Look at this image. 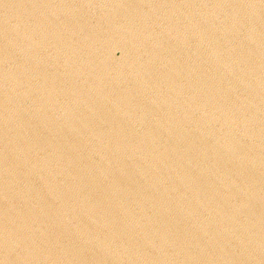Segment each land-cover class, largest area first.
I'll return each mask as SVG.
<instances>
[{
    "label": "water",
    "instance_id": "95a60500",
    "mask_svg": "<svg viewBox=\"0 0 264 264\" xmlns=\"http://www.w3.org/2000/svg\"><path fill=\"white\" fill-rule=\"evenodd\" d=\"M0 264H264V0H0Z\"/></svg>",
    "mask_w": 264,
    "mask_h": 264
}]
</instances>
